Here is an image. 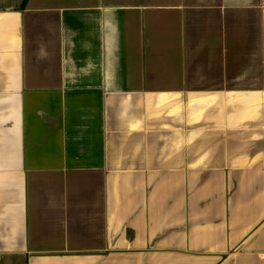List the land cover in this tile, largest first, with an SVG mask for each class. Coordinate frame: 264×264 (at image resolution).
Masks as SVG:
<instances>
[{"label":"crops","instance_id":"crops-1","mask_svg":"<svg viewBox=\"0 0 264 264\" xmlns=\"http://www.w3.org/2000/svg\"><path fill=\"white\" fill-rule=\"evenodd\" d=\"M0 264H264V0H0Z\"/></svg>","mask_w":264,"mask_h":264}]
</instances>
